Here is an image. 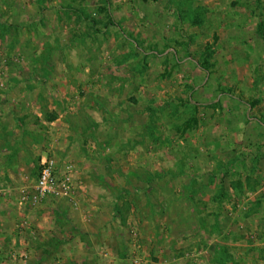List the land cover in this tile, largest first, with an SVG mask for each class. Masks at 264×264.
Here are the masks:
<instances>
[{
  "label": "rangeland",
  "instance_id": "obj_1",
  "mask_svg": "<svg viewBox=\"0 0 264 264\" xmlns=\"http://www.w3.org/2000/svg\"><path fill=\"white\" fill-rule=\"evenodd\" d=\"M0 264H264V0H0Z\"/></svg>",
  "mask_w": 264,
  "mask_h": 264
},
{
  "label": "built area",
  "instance_id": "obj_2",
  "mask_svg": "<svg viewBox=\"0 0 264 264\" xmlns=\"http://www.w3.org/2000/svg\"><path fill=\"white\" fill-rule=\"evenodd\" d=\"M70 187L69 183H67L63 184L62 188H59L53 163L45 160L42 164L40 178L28 199L32 204H39L51 195H64V193L70 192ZM26 200L27 198H24V201Z\"/></svg>",
  "mask_w": 264,
  "mask_h": 264
},
{
  "label": "crops",
  "instance_id": "obj_3",
  "mask_svg": "<svg viewBox=\"0 0 264 264\" xmlns=\"http://www.w3.org/2000/svg\"><path fill=\"white\" fill-rule=\"evenodd\" d=\"M29 245H30V243L28 242V246H27V248H28V247H29V248H28L27 250H30V251L25 252V254H26V253H27V254H28V253H31V249H30V246H29Z\"/></svg>",
  "mask_w": 264,
  "mask_h": 264
}]
</instances>
